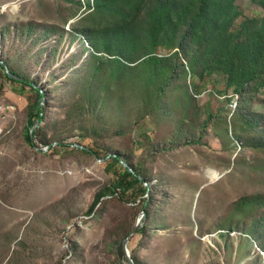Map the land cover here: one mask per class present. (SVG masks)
Listing matches in <instances>:
<instances>
[{
  "label": "rangeland",
  "instance_id": "rangeland-1",
  "mask_svg": "<svg viewBox=\"0 0 264 264\" xmlns=\"http://www.w3.org/2000/svg\"><path fill=\"white\" fill-rule=\"evenodd\" d=\"M226 5L0 0V60L44 94L31 143L29 88L0 79V264L127 263L144 210L137 264H264V75L242 83L264 0ZM112 154L150 193L123 196Z\"/></svg>",
  "mask_w": 264,
  "mask_h": 264
},
{
  "label": "trees",
  "instance_id": "trees-1",
  "mask_svg": "<svg viewBox=\"0 0 264 264\" xmlns=\"http://www.w3.org/2000/svg\"><path fill=\"white\" fill-rule=\"evenodd\" d=\"M208 7L213 9L214 11H216L218 8L224 10L226 9V5L228 2H230L231 0H205ZM217 17V15L212 17V20H214ZM221 33V30H219V28L215 27L211 29V34L212 35H216ZM10 72V70H9ZM12 73V72H10ZM14 74V73H12ZM16 75V74H14ZM262 75H264V64L262 65V67H258L254 73H250V74H246L243 77V82L246 85L252 83L253 81H256L259 77H261ZM18 76V75H16ZM19 77V76H18ZM5 79L7 82H11V83H17L22 85L23 87H28L29 91L27 94H25V92H23L22 94L24 95L26 101H27V129L30 130V128L32 127V125L37 122V121H42V115H43V107H41V105L44 103V94L41 92L42 90L35 87L34 84L26 81L24 79L23 82L21 81H16V80H12L10 79L6 73L4 72L1 64H0V79ZM21 78V77H20ZM23 79V78H22ZM0 88H1V84H0ZM206 128V125L204 126L203 130ZM35 134V132H33V135ZM27 141L30 142V138L29 135H27L26 137ZM86 148V147H85ZM87 152H92L94 153L92 150H88L83 149ZM109 155H105L103 157V159H106ZM116 162V163H121V159L118 155H116L115 157H110L108 160H106V163L108 162ZM132 168V167H131ZM135 174L131 173L129 171L128 168L124 167L123 165L120 166V170L115 173V179L113 184L115 186H119L122 189V193L123 196H129L128 194L131 193V197H142L147 195L148 193H150V190L148 188V186L145 185V178L142 176V174L140 173L139 170H135L133 169ZM104 196L103 193H99L96 195L90 209L89 212H92L96 205L100 202L101 198ZM146 212V210H145ZM118 254L121 255V257L125 258L124 252H123V248L119 247L117 250ZM135 262V261H134ZM135 264H137L135 262Z\"/></svg>",
  "mask_w": 264,
  "mask_h": 264
},
{
  "label": "water",
  "instance_id": "water-1",
  "mask_svg": "<svg viewBox=\"0 0 264 264\" xmlns=\"http://www.w3.org/2000/svg\"><path fill=\"white\" fill-rule=\"evenodd\" d=\"M0 64L4 70V72L6 73V75L12 79V80H16V81H21L23 82L24 79L12 74L9 72V70L7 69V67L5 66L4 62L0 60ZM41 123V121H37L35 122L32 127L30 128V132H29V138H30V142L32 143V140H33V131L36 129V127ZM73 147H77L79 149H86L84 146L82 145H79V144H75V145H72ZM50 147H46V148H43V149H40V148H37V147H34V149L36 151H39V152H47L48 149ZM115 157L116 155H109L107 158H110V157ZM106 158V159H107ZM101 161H105V159H102ZM121 163L124 167L128 168L129 171L133 174H135L134 170L126 163L124 162L123 160H121ZM146 219V212L145 210L140 214V216L137 218L136 222H135V225L134 227L132 228V230L130 231V233L125 237V239L122 241V246H123V252H124V255H125V259L127 261V263H125L124 261L123 264H135V262L133 261V259L131 258V255H130V251H129V241H130V238L137 234L139 232V230L143 227V223H144V220Z\"/></svg>",
  "mask_w": 264,
  "mask_h": 264
},
{
  "label": "clouds",
  "instance_id": "clouds-1",
  "mask_svg": "<svg viewBox=\"0 0 264 264\" xmlns=\"http://www.w3.org/2000/svg\"><path fill=\"white\" fill-rule=\"evenodd\" d=\"M18 9V5H13V10Z\"/></svg>",
  "mask_w": 264,
  "mask_h": 264
},
{
  "label": "bare ground",
  "instance_id": "bare-ground-1",
  "mask_svg": "<svg viewBox=\"0 0 264 264\" xmlns=\"http://www.w3.org/2000/svg\"><path fill=\"white\" fill-rule=\"evenodd\" d=\"M6 5V4H5ZM3 9H5V6L3 7Z\"/></svg>",
  "mask_w": 264,
  "mask_h": 264
}]
</instances>
